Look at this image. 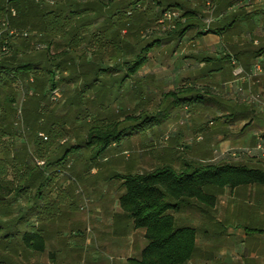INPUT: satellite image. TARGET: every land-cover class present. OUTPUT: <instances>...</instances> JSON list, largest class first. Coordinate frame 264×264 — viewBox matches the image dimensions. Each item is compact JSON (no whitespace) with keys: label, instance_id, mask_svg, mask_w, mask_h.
Here are the masks:
<instances>
[{"label":"rangeland","instance_id":"374dc122","mask_svg":"<svg viewBox=\"0 0 264 264\" xmlns=\"http://www.w3.org/2000/svg\"><path fill=\"white\" fill-rule=\"evenodd\" d=\"M87 1L93 0H80L81 3ZM158 1L161 0H115L106 9L97 11L96 15L100 18L95 24L93 30L95 32L110 28V22H114L118 16L123 14L129 16L126 27L120 32L121 38L128 44L122 61L118 63L109 61L111 49L99 50V47L93 43L82 45L77 53L70 54L69 51L68 57L63 58V66L56 74V79L59 77L62 80L59 81L56 89L57 96L53 95L52 98L53 96L49 94L36 107L37 114L42 120L53 122L59 127L64 126L66 137L53 145H43L42 150L48 152L43 160L33 158L35 152L30 144L27 146V150L32 154L31 166L44 169L43 178L46 179V187L43 192L47 194L45 208L48 209L42 211L41 216L48 219L49 223L45 226L47 232L45 253L21 256L19 259L22 264H127L128 258H137L139 254H132L128 239L114 240L115 246L120 248V251L116 254L107 253L105 243L109 242H104L105 238L102 236L100 242L97 233L100 226L105 227L104 224L112 219V212L120 213L118 198L123 191L119 176L149 173L157 167L153 164V159L159 162V157L165 160L164 164L171 162L176 168L179 167V160L183 157L187 158L183 149L186 142H195L199 134L205 136L201 133L202 129L200 133H194L193 124L203 129L209 128L210 118H201L202 115L200 117L198 111H210L213 108L215 115L217 109L223 110L226 107L223 95L216 97L215 91L210 89L208 83L198 81L193 83L192 77L199 75L198 68L203 60L227 55L225 39L220 38L214 31H217L215 30L217 27L218 30L223 28L228 22L229 18L226 16L229 15L225 12L231 0H213L216 11L208 31L206 30L208 15L205 13L203 0H184L181 3L182 9H167L165 7L167 4L163 2L158 6L156 4ZM164 1L173 4L175 0ZM134 4H139V9H133ZM166 10H173L178 16L172 24H160L162 12ZM186 11L193 12L194 18L187 20L182 17ZM113 14L116 16L112 17ZM180 26L182 28L189 26L181 37L178 35L179 32L174 33L182 30ZM34 42L41 49L47 44L40 38H36ZM53 44L64 46L58 39H54ZM145 44H154L147 54V64L135 76L119 84L126 71L122 62L133 59L139 48ZM59 51L52 48L50 54H58ZM93 66L101 69L100 79L107 81L108 94L104 95L101 105L103 92L96 93L90 90L85 92L83 104H79L76 96L83 89L86 90L83 88L84 77H90L92 72L90 67ZM53 68L52 70L55 71V66ZM182 73L189 76V79H182L180 76ZM190 85L199 88L202 93L203 99L198 100L197 103L200 104L196 107L173 104L172 98L164 97L168 92ZM17 90L16 128L20 132L24 129L25 134L29 135L22 110L24 107L33 109V105H26L29 97L33 96V88H27L24 83L18 86ZM43 108H47L48 112L44 113ZM76 116L79 117L77 121ZM134 116H154L157 119L154 121H163L164 127L153 135V141L149 137L153 134L150 131L141 135L128 132L121 140L123 141L121 147H111L107 154L109 159L105 163H91L90 157L93 153L84 147H81L78 153L81 162H78L76 155L70 153L64 161H59L65 150L70 148L72 150L76 145L84 146L82 142L86 134L84 125L86 121L114 120L128 126L131 122L127 123V118ZM180 122L182 125H179ZM178 133L182 135L183 143L178 144ZM39 134L47 136L43 132H38V137ZM165 138H169V141H165ZM4 140L5 143L0 145V154L9 144L7 139ZM15 142L19 146L23 141L15 139ZM44 142L48 141L44 140ZM151 149L154 150V154ZM10 172L9 170L11 179ZM40 182L41 179H38L37 184ZM35 196L36 188H31L26 190L24 195L10 199L9 215L4 218L5 214L2 212L0 217L9 220L7 222L17 221L20 218L23 224L34 226L37 217L31 209L36 207ZM39 205V208L44 207L42 203ZM191 206L192 203L182 208L180 213L174 214L177 226H191V223L196 224L203 220L205 214L202 209ZM183 216L191 221L185 224L182 220Z\"/></svg>","mask_w":264,"mask_h":264},{"label":"trees","instance_id":"16d2710c","mask_svg":"<svg viewBox=\"0 0 264 264\" xmlns=\"http://www.w3.org/2000/svg\"><path fill=\"white\" fill-rule=\"evenodd\" d=\"M93 1L81 3L79 0H56L53 6H49L35 4L33 0H0V25L6 22L8 29L16 30L20 34L9 36L5 31L0 36V49L3 42H6L8 47L7 52L0 51V145L5 143L4 139L9 141L0 154V213L3 212L4 218H7L10 199L24 195L26 190L31 188H36L37 201L36 207L31 209L37 217L36 226L23 224L20 218L7 222L9 220L0 217V264H22L19 259L21 256L45 252L46 238L43 226L40 225L48 221L41 216L42 211L48 209L45 208L47 194L43 192L46 179L43 178L44 169L31 166L32 154L27 150V146L30 144L34 150L33 158L43 160L48 155L47 151L42 150L43 145H53L66 137L64 126L59 127L53 122L42 120L36 109L41 101L57 89L59 81H62L59 77L56 79V74L63 66V58L68 57L69 51L70 54L77 53L82 45L93 43L99 50L110 48L109 61L118 63L122 61L128 46L121 38L120 32L126 27L129 16L125 14L118 16L114 22H110V28L103 27L104 29L95 32L93 31L95 24L100 18L96 12L106 9L115 0ZM105 1H108L107 4ZM236 1L231 0L228 8ZM163 2L167 4L165 5L167 9H182L181 3L184 0H175L173 4L161 0L156 4L161 6ZM10 8L15 10V17L10 15ZM239 11L240 9L236 13H229V16H226L229 18L226 25L219 30L218 27L215 28L217 31L214 32L223 35L227 29H231L239 19ZM193 16V12L186 11L182 17L189 20L193 19ZM188 28L189 26H185L174 33L179 32L178 35L181 37ZM24 32L27 33L26 37L22 36ZM36 38L47 43L45 48L41 49L36 45L34 42ZM54 39H58L64 46H54ZM153 46L154 44L141 46L133 59L122 62L126 71L119 84L135 76L147 64V54ZM52 48L60 51L58 54H50ZM203 63L206 64L208 73L223 72L226 65L233 70L236 65L231 63L230 56L205 59ZM53 66L56 68L55 71L52 70ZM95 67H90L92 69L90 77H84L83 88L86 90L83 89L76 96L79 104H83L85 92L90 90L96 93L103 92L101 105L104 95L108 94L107 81L100 79L101 69ZM25 81L29 82L31 89L33 88V96L26 101V105H33V109L24 107L22 110L29 135L25 134L24 129L20 132L16 128L17 89ZM200 93L199 88L190 85L168 92L164 97L172 98L173 104L191 106L198 102ZM43 110L44 113L48 112L47 108ZM75 120H79V117L76 116ZM154 120H157L154 116H134L127 118L126 122H131L128 126L114 120H88L84 124L86 126L82 142L84 146L76 145L72 150L71 148L65 150L59 161H64L68 153L81 147L95 151L93 160H96L112 144L120 143L128 132L143 131ZM38 132L45 133L47 135L45 141L48 142L39 138ZM15 139H22L23 142L17 146ZM38 179H41V182L37 184ZM119 179L123 192L118 198V207L134 230L143 231L145 240V246L139 256L128 259L127 264H186L196 250V230L190 226H177L174 214L191 201L205 206L212 205L215 198L208 193L209 188L264 185V172L224 164H201L197 167L187 165L180 170L167 165L150 173L126 174L119 176ZM39 203L44 207L39 208Z\"/></svg>","mask_w":264,"mask_h":264},{"label":"crops","instance_id":"0c3cea01","mask_svg":"<svg viewBox=\"0 0 264 264\" xmlns=\"http://www.w3.org/2000/svg\"><path fill=\"white\" fill-rule=\"evenodd\" d=\"M239 9L236 24L219 36L227 44L226 56L231 57V63L236 64L235 68H241L243 74L235 76V69L231 70L228 65L223 72L206 74L207 66L202 62L198 68L199 75L192 77L193 83H208L216 97L223 95L226 107L223 110L217 109L215 115L213 108L210 111L204 110L205 112L199 110L201 118H210L209 128L203 129L197 124L192 127L194 133H200L202 129L201 133L205 136L199 134L195 142H186L183 149L187 158H181L177 168L171 162L164 164L162 157L158 158L159 162L152 158L153 164L157 166L153 171L167 165L180 170L187 165L197 167L201 164H224L264 172V0H244L235 13ZM180 76L182 79H189L183 73ZM24 83L30 88L28 81ZM200 94L199 100H202V93ZM198 104L200 102L191 106L196 107ZM163 127V121L158 120L143 131L134 133L141 135L150 131L153 134L149 137L153 141V135ZM177 139L178 144L183 143L180 133L177 134ZM165 141H169V138H165ZM122 142L112 144L96 160H93L95 151L89 150L93 153L90 162H107L111 147H121ZM74 150L70 154L76 155L78 162H81L78 154L80 148ZM151 151L154 154V150ZM208 193L215 198L212 205L205 206L191 201V207L201 208L205 215L199 223H191L190 227L196 230V250L186 264H264V185L209 188ZM120 213L112 212V219L104 224L105 227L98 228L99 241L102 242L101 236L104 237V242H109L105 243L106 252L116 254L120 248L115 246L114 240L128 239L129 249L132 254L137 255L145 246L144 233L142 230H134L121 211ZM182 220L185 224L191 221L184 216ZM48 223L46 221L40 225L43 226L46 245L45 226ZM36 225L37 223L34 226Z\"/></svg>","mask_w":264,"mask_h":264},{"label":"built area","instance_id":"2783aa9c","mask_svg":"<svg viewBox=\"0 0 264 264\" xmlns=\"http://www.w3.org/2000/svg\"><path fill=\"white\" fill-rule=\"evenodd\" d=\"M35 4H38V5H43V4H48L49 6H53L55 4V1L56 0H33ZM80 1V0H79ZM193 1H197V0H193ZM244 0H237V2L232 5L230 8H228L225 12V14H229V13H233L235 12L239 5H241V3L243 2ZM203 3L206 7V15H208L207 17V28L206 30L208 31L209 30V25L212 23V20H214V12H215V5H214V2L213 0H203ZM140 5L139 4H134V7L133 9H139ZM9 12H10V15L12 17H15L16 16V12L14 9L10 8L9 9ZM178 19V16L176 14L175 11L173 10H166L162 13V17H161V20H160V24H164V23H168V24H172L174 21H176ZM173 27V26H171ZM174 28V27H173ZM7 32V34L9 36H17V35H20L18 34V32H16V30H13V29H8L7 27V23L6 22H3L1 25H0V36L3 32ZM22 36L23 37H26L27 36V33L24 32L22 33ZM7 45H6V42H3L1 44V49L0 51L2 52H7ZM243 74V71L241 68H235L234 70V75L235 76H239V75H242ZM30 82H32V80L30 79ZM51 96L53 95H56L57 96V92L56 90L51 92L50 94ZM54 98V96L52 97ZM39 137H42L44 140H46V137H44L42 134H39Z\"/></svg>","mask_w":264,"mask_h":264}]
</instances>
